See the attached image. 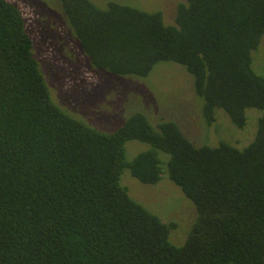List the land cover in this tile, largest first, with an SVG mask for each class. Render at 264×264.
Returning <instances> with one entry per match:
<instances>
[{"label": "trees", "instance_id": "trees-1", "mask_svg": "<svg viewBox=\"0 0 264 264\" xmlns=\"http://www.w3.org/2000/svg\"><path fill=\"white\" fill-rule=\"evenodd\" d=\"M59 1L95 70L147 78L177 63L208 123L219 108L240 128L262 114L244 148L196 145L138 109L101 131L54 100L23 12L0 0V264H264V73L253 68L264 0H185L174 23L119 0ZM130 140L148 147L130 159ZM125 170L146 184L167 174L194 203L183 243L130 194Z\"/></svg>", "mask_w": 264, "mask_h": 264}, {"label": "rangeland", "instance_id": "rangeland-1", "mask_svg": "<svg viewBox=\"0 0 264 264\" xmlns=\"http://www.w3.org/2000/svg\"><path fill=\"white\" fill-rule=\"evenodd\" d=\"M23 12L34 53L49 84L54 100L84 122L99 130L114 131L133 110L144 111L152 121L176 120L196 145L216 146L226 141L244 148L255 136L257 108L249 112L244 128L236 126L224 109H217L216 120L203 117L202 101L193 80L177 63L161 62L147 78L118 77L95 70L79 47L67 24L59 0H10ZM100 6L111 0H94ZM118 1V0H116ZM138 8L163 12L167 23H174L179 4L185 0H119ZM253 68L264 73V35L254 52ZM113 129V130H112ZM101 130V131H102ZM111 130V131H110ZM148 144L130 140L126 144L131 159ZM122 182L130 194L163 221L174 223L171 239L184 242L197 217L194 203L182 189L164 175L156 184H146L125 170Z\"/></svg>", "mask_w": 264, "mask_h": 264}]
</instances>
